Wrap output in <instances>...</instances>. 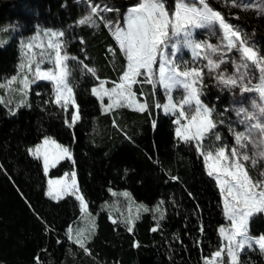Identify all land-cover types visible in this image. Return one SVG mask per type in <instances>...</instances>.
Masks as SVG:
<instances>
[{
	"label": "trees",
	"instance_id": "1",
	"mask_svg": "<svg viewBox=\"0 0 264 264\" xmlns=\"http://www.w3.org/2000/svg\"><path fill=\"white\" fill-rule=\"evenodd\" d=\"M92 2L118 8L119 12L105 16L119 18L123 23L127 9L138 0ZM174 2L166 0L169 10L174 8ZM208 3L223 11L219 1ZM88 11V0H0V29H8L0 32V39L5 42L0 46V83L15 75L22 42L26 43L35 29L63 31L64 50L70 57H76L67 63L71 70L70 87L81 117L69 127L65 120L71 122L72 106L64 111L54 103L50 84L38 80L29 86L27 105L12 109L0 102V166L32 212L29 217L13 221L11 232L21 243L0 248V264H147L160 255L164 264H188L181 256L187 244H199L202 257H210L220 247L219 237L198 243L199 232H190L185 243L172 236L161 252L152 239V229L165 219L166 212L185 223L199 220L195 208L173 196L172 183L191 196H203L213 209L221 206V194L216 181L207 174L195 143L177 139L175 118L155 106L157 100L161 101L158 88L147 83L133 86L138 97L144 96L147 111L125 106L110 112L102 110L91 89L101 82L107 89L113 88L125 69L126 57L102 21L97 20L96 27L76 23ZM84 65L95 68L96 74L88 73ZM204 85L202 101L215 109L218 121H224L228 94ZM217 131L231 147L233 137L228 128L222 124ZM45 137H51L71 152V160L61 161L48 175L42 161L28 153ZM205 144L218 143L212 137ZM73 171L91 225L83 224L84 213L74 196L53 201L46 195L48 178H60ZM125 192L130 194L131 203L143 207L131 225L121 218L128 207L122 196ZM13 211V201L0 198V214L9 215ZM82 226L90 229L85 244L88 252L68 236L70 227L74 233ZM249 231L254 237L264 234V213L251 218ZM242 261L264 264V254L258 249L246 250Z\"/></svg>",
	"mask_w": 264,
	"mask_h": 264
},
{
	"label": "snow or ice",
	"instance_id": "2",
	"mask_svg": "<svg viewBox=\"0 0 264 264\" xmlns=\"http://www.w3.org/2000/svg\"><path fill=\"white\" fill-rule=\"evenodd\" d=\"M232 6L247 7L243 4L237 5V0H232ZM88 8V13L76 23L96 27L97 20L102 21L104 26L110 29L120 52L126 57L125 69L115 87L106 89L101 82L99 89H92L93 95L101 100L103 96L108 97L110 103L103 106L106 111L120 106L132 107L135 104V110L144 112L147 111L148 105L136 100L132 85L148 83L154 89L157 86L162 88L167 103H157L155 106L162 108L165 114H178L174 121L180 124L176 129V137L185 143L195 142L197 152L204 158L207 174L216 180L224 214L230 225L227 229H218L221 237L220 247L210 257H204L203 264H243L242 255L246 250L258 249L264 254V234L254 237L249 231L251 218L256 213H264V169L258 167L260 162L264 161V55L261 54V49L256 47L246 32L230 24L220 11L213 9L208 0H175L172 10H169L166 0H138L127 9L123 23L119 18L113 20L102 15L119 12L115 6L88 0ZM217 26L220 33L218 43L196 39L198 30L215 35ZM3 31L8 29H0V32ZM44 34L49 37L47 49L51 51L48 59L54 67L41 69L40 65L45 63L44 44L35 42L36 37H33L28 43L22 42V47L27 50L23 53L25 59L18 65L17 75L9 78L6 83L10 87L18 82L17 91L26 94L35 80L51 81L56 94L54 102L64 111H68L69 103L76 109L71 115V122L65 120V123L72 127L81 117L73 88L69 86L71 70L67 62L70 59L75 60L76 57H70L64 50L66 44L60 39L65 36L63 31L46 30ZM3 43L5 42L0 39V46H3ZM34 48L41 49L39 61L35 59ZM185 50L191 53V61L183 59L182 53ZM231 53H234L236 58L230 60L232 71L228 72L223 65L229 62L225 57ZM199 61L206 63L201 65ZM33 65L35 75L30 78ZM84 68L88 73L96 74L95 68L87 65H84ZM206 75L214 79L218 87L239 89L241 96L246 93L258 95V100H252L251 109L239 107L236 110V115L240 118L239 123L244 127L243 131H238L229 125L228 131L233 137L231 147L205 144V141L212 137L221 141L222 137L217 128L224 124L223 120L218 121L215 118V109L201 99ZM140 77L144 79L141 80ZM181 90L182 96H174V92ZM65 92L68 95H64ZM124 101L127 102L126 105ZM181 120L187 122L181 124ZM47 145L55 146L61 154L56 160L64 157L71 159V152L67 147L58 144L51 137H45L42 145L28 149L29 155L37 159L43 156L45 175L49 169V155L47 150L42 152L41 149ZM52 166H55V162ZM253 172L256 174L253 175ZM171 179L177 180L178 177ZM60 183L49 180L46 195L52 197V185ZM75 183L73 173L72 184ZM122 195L128 197L130 194L125 192ZM76 198L80 201L81 212H86L84 197L77 195ZM127 223L131 225V219ZM94 227L93 224V231ZM157 227L152 231H157ZM128 230L132 231L131 226ZM68 236L73 239L71 227L68 229ZM87 239L88 236L84 235L82 230H77L73 242L88 252L85 247ZM36 259L39 261V257Z\"/></svg>",
	"mask_w": 264,
	"mask_h": 264
},
{
	"label": "rangeland",
	"instance_id": "3",
	"mask_svg": "<svg viewBox=\"0 0 264 264\" xmlns=\"http://www.w3.org/2000/svg\"><path fill=\"white\" fill-rule=\"evenodd\" d=\"M217 1H219V3L222 6L223 13L222 12L221 13L225 17V19L230 24L235 25L238 28H240L242 31L246 32L250 40L255 43L257 48L261 49V54L264 55V2H262V0H237V5L243 4L247 6L246 8H242L240 6H232V0H217ZM174 6H175V2H174ZM108 14L109 12L102 13V15H108ZM235 17H239V18L237 19ZM45 31H46L45 29H35V31L28 38L26 43L32 41L33 37H36L35 42L37 43L42 42L44 44L45 63L41 64L40 67L41 69L47 70V69H52L54 65L48 59L49 53L51 50L47 49V41L49 37L44 34ZM219 34L220 33H219L218 26H217L215 35L205 30H198L196 39L208 40L210 43L216 44L218 43ZM25 51L27 50L21 46L20 58L17 64V68H18V65L21 63V61L25 59L23 55ZM40 52H41L40 48H34L35 59L37 61H39L40 59ZM182 56H183V59L188 60V61H191L192 59L191 53L188 52L187 50H185L182 53ZM235 58H236V55L234 53L228 54L225 57V59L228 60L229 62L223 65V68L226 69L228 72L232 71V65L230 63V60L235 59ZM199 63L203 65L204 63H206V61H199ZM24 71L26 73L27 69H25ZM32 74L33 76L35 75V65H33V72L30 74V76ZM16 75H17V70H16L15 75L13 76H16ZM9 78L5 79L2 83H0V85H4L3 87H0V102L5 105H8L9 107H12V109H17L19 107L27 105L29 88L26 94L21 93L20 91H17V89L19 88L18 82L12 84L10 87L7 85L6 81ZM139 79L143 80L144 78L140 77ZM38 81L47 82L50 84L51 89H52L53 101H55L56 94L54 92V84L48 80H38ZM138 84H141V83H138ZM204 84L211 85L215 90L219 91L220 94L222 93L228 94L227 97L229 98V102H228V107L224 111L225 114L223 116L226 119L224 120L223 125H225L227 128H229V125H231L235 127L238 131H243L244 126L239 123L240 118L237 117L236 110L239 107H246V108L251 109L252 100L253 99L258 100L259 99L258 95L256 93H246L244 94V96H241L239 89L228 90L222 87H218L216 84V81L207 75L205 76ZM134 85H132V91H133ZM151 87L153 86L151 85ZM93 88L99 89V85ZM142 88L143 87H141V89ZM156 88H158L161 94V101L157 100L156 104L157 103H160V104L167 103V97L165 95L164 90L160 88L159 86H157ZM92 89H91V94L93 95ZM63 94L68 95V93L66 92ZM182 95H183L182 90L174 92V96H176L177 98H179ZM93 96L97 98V96L95 95ZM98 100L101 102L102 110H104L105 112L118 108V107H114L111 110L106 111L103 106L108 105L110 103L108 97L103 96L102 100L101 99H98ZM136 100L140 103H145L143 95H141L140 97L136 95ZM62 103H63V100H61V104ZM123 103L125 105L127 104L126 101H124ZM70 106L72 105L69 103L68 107ZM125 107H128V106H125ZM128 108L135 109V104H133L132 107H128ZM73 110L76 111L75 108H73ZM161 110L164 113L162 108ZM168 115L173 116L175 120L178 118V114H168ZM186 122L187 121L185 120H181V124L186 123ZM174 124H176L175 125V131H176L177 127H180V124H177V123H174ZM43 140L40 143L41 145H42ZM213 140L218 144L226 145L225 140L223 138L221 139V141H216L215 138L213 137ZM45 150H47L48 155H49L48 172L51 168H53L52 166L53 162H55V166H56L61 161L68 159L64 157V158L56 160V157L61 154L58 153V150L53 145L43 146L41 151L43 152ZM39 159L42 161L43 169H44L43 156H41ZM258 167L260 169H264V161H261ZM205 168H206V165H205ZM255 174L256 173L253 172V175ZM47 180L48 182L49 180L61 182L60 184L52 185V189H53L52 197L47 195L53 201H58L68 195H72L75 198L77 195H79L78 192L76 191L77 184L76 183L75 185L72 184V172L60 178H53V179L48 178ZM171 189H172L174 197L182 198L186 206L193 207L198 211L199 220L197 222L185 223V222L176 220L175 215L173 213L166 212L165 219L159 222L155 226V227L158 226L157 231H151L152 239L154 243L157 245V247L159 248L160 252L162 251L163 245L169 237L176 236L179 240H183L186 243L187 242L186 235L189 234L190 232H195V233L199 232L198 243L201 240L210 242V241H213L216 237H219L221 240L218 229L220 227H225V229H227L230 225V221L225 217V214H224L223 203L218 209H213L207 204L203 196H191L182 187H180L176 183H172ZM0 198L11 199L14 203V211L12 214H9V215L0 214V248L14 247L16 245V241H14L16 237L11 232L13 221H15L19 217H29L32 215V212L30 211L28 205L23 200V198L19 195V193L17 192V190L11 183L10 179L5 175L1 166H0ZM126 200L128 202V207L126 209V212L124 214H121V218L124 219V222L126 223L129 219H131V221L133 222L135 218L137 217V215L143 211V207L140 205L131 203L129 199H126ZM83 213H84V216H83L84 223L83 224L91 225L90 220L85 215L86 212H83ZM201 228H203V232H201ZM77 230H82L84 232V235H87L90 232L89 231L90 229L84 226L80 227ZM76 234H77V231L75 234L72 233L73 239L76 238ZM190 246L187 244L185 252L181 254L182 258L188 264H203V257L201 255L199 244H197V246H192L190 244ZM141 264H145V263H141ZM147 264H164V261H163L162 256L160 255L156 257L152 262L147 263Z\"/></svg>",
	"mask_w": 264,
	"mask_h": 264
},
{
	"label": "crops",
	"instance_id": "4",
	"mask_svg": "<svg viewBox=\"0 0 264 264\" xmlns=\"http://www.w3.org/2000/svg\"><path fill=\"white\" fill-rule=\"evenodd\" d=\"M136 84H138V83H136ZM139 85V84H138ZM151 86V85H150ZM114 110V109H113ZM104 111V110H103ZM112 111V110H111ZM105 112V111H104ZM107 112H110V111H107ZM168 115V114H167ZM174 125H176V124H174ZM175 136H176V131H175ZM177 138V137H176ZM181 141V140H180ZM73 173H75L74 171L72 172V174ZM75 181H76V175H75ZM76 184H77V182H76ZM48 189H49V184H48V180H47V191H48ZM77 189H78V187H77ZM219 189V188H218ZM220 191V190H219ZM78 194L80 195V193H79V191H78ZM123 194V193H122ZM125 199H129V196L128 197H125L124 195H122ZM77 231V230H76ZM76 231L74 232V230H73V232H74V234L76 233ZM14 241H16V245H18V244H20L21 243V240L19 239V238H16ZM15 245V246H16Z\"/></svg>",
	"mask_w": 264,
	"mask_h": 264
}]
</instances>
